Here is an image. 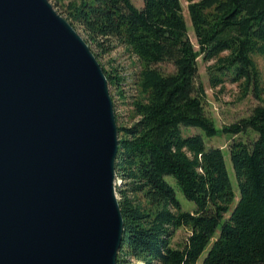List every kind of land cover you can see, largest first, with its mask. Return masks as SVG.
I'll return each instance as SVG.
<instances>
[{
    "label": "trees",
    "instance_id": "1",
    "mask_svg": "<svg viewBox=\"0 0 264 264\" xmlns=\"http://www.w3.org/2000/svg\"><path fill=\"white\" fill-rule=\"evenodd\" d=\"M184 2L196 50L180 0H141L139 8L131 0H52L60 16L81 30L96 60L93 49L106 54L121 46L137 64L128 125L119 123L112 102L122 218L115 264H196L202 254L199 264H264V99L218 130L204 111V89L196 81L200 57L210 63V88L239 83L242 95L251 86L260 99L264 88L251 56L264 57V0ZM100 68L107 85H118V76ZM189 128L207 139L230 136L227 152L238 192L231 209L234 194L221 149L206 147L199 134L184 135ZM248 133L254 137L235 138ZM164 176L194 210L181 211ZM179 228L188 235L172 246Z\"/></svg>",
    "mask_w": 264,
    "mask_h": 264
},
{
    "label": "water",
    "instance_id": "2",
    "mask_svg": "<svg viewBox=\"0 0 264 264\" xmlns=\"http://www.w3.org/2000/svg\"><path fill=\"white\" fill-rule=\"evenodd\" d=\"M106 78L48 0H0V264H115Z\"/></svg>",
    "mask_w": 264,
    "mask_h": 264
},
{
    "label": "rangeland",
    "instance_id": "3",
    "mask_svg": "<svg viewBox=\"0 0 264 264\" xmlns=\"http://www.w3.org/2000/svg\"><path fill=\"white\" fill-rule=\"evenodd\" d=\"M54 11L60 15V10L58 7L54 6L52 0H48ZM132 4L139 8L141 6V0H131ZM182 17L184 19L186 29H187V37L196 50L197 45L195 42V38L193 36V32L190 26L189 18L186 11V3L184 0H180ZM62 17V16H61ZM75 31L80 35V37L84 38L81 30L79 28H75ZM97 54V61L99 65L107 72H110L111 75H116L120 79L117 81L118 85L109 86L108 93L112 98V102L114 104L115 114L118 116V121L122 126H126L130 123L129 116V102L131 100V96L134 94L133 87V74L136 71L137 64L133 57H131L121 46H115L108 53L102 54L99 53V50L93 49ZM256 69L259 72L261 79V86L264 88V57L260 55H252L251 56ZM210 63H204L201 61V58H197V83H200L204 89V111L206 115L212 120L216 129H220L224 125L231 124L240 118L246 117L251 109L256 105H261L264 99V92L260 95V99H256L253 97L251 93V86L248 87L246 94L242 95L243 87L239 85V83H230L224 82L221 86H216L214 88H210L207 81V71L206 68ZM185 134H199L203 138L204 144L206 147H217L221 149L224 165L227 173V177L229 180L230 188L232 193L234 194V199L232 204L230 205V209L234 206L237 197V185L236 180L232 171V167L229 161V156L227 152V145L230 142V136L228 134L218 133L215 137L207 139L203 136L201 131L196 128L184 129ZM254 137V134L248 133V136L237 135L235 138H239L242 140H248ZM165 182L168 183L174 190L175 199L180 205L181 211H192L195 206L192 202L184 199L182 194L178 191L176 186L173 183V180L170 176L163 177ZM115 185H120V180H115ZM117 197V194H116ZM118 198V197H117ZM219 225L215 230V235L219 232ZM188 235V231L182 228H179L174 231L170 243L172 246H176L182 243V241ZM203 254L198 258L196 264L201 262ZM131 264H140L137 262H132Z\"/></svg>",
    "mask_w": 264,
    "mask_h": 264
}]
</instances>
